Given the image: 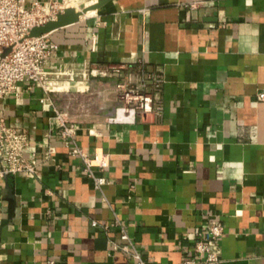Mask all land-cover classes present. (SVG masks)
I'll list each match as a JSON object with an SVG mask.
<instances>
[{
	"label": "crops",
	"instance_id": "obj_1",
	"mask_svg": "<svg viewBox=\"0 0 264 264\" xmlns=\"http://www.w3.org/2000/svg\"><path fill=\"white\" fill-rule=\"evenodd\" d=\"M47 34L58 48L45 69L78 73L47 83L50 98L83 152L107 155L96 174L108 182L94 188L42 87L19 82L0 112L40 163L0 177V264H136L113 247L116 219L148 264H179L208 221L223 225L221 264H264V0H110ZM138 62L163 76L160 114L102 119L94 94L113 108L114 79L82 72ZM77 96L87 111L74 112Z\"/></svg>",
	"mask_w": 264,
	"mask_h": 264
},
{
	"label": "built area",
	"instance_id": "obj_2",
	"mask_svg": "<svg viewBox=\"0 0 264 264\" xmlns=\"http://www.w3.org/2000/svg\"><path fill=\"white\" fill-rule=\"evenodd\" d=\"M79 3L80 0H35L27 5L25 0H0V101L12 93H17L19 82L27 81L41 86L45 92L41 104L52 112L53 127L70 146V154L81 160L82 169L91 178L94 188L101 190L108 181L104 176L96 174V171L106 166L107 155L94 152L93 156H88L83 152L75 140L74 123L69 122L65 115L56 109L49 95L52 87L47 86V83L58 82L63 77L73 80L78 73L59 68L47 71L46 61L54 54L58 45L48 34L27 37L32 27L54 18L55 14L64 8L77 6ZM7 48L9 50L3 55ZM127 69L125 65L85 68L82 75L119 76L122 70ZM163 81L162 74L148 70L142 62H138L133 71H125L115 84L118 104L113 109L109 122H133L138 112L160 114L162 107L157 95ZM257 98L264 101V90L258 92ZM27 145V135L9 126L0 112V177L8 174L28 177L35 175L40 162L35 154H24ZM52 152L53 148L48 147L47 154ZM115 225L124 243L113 247L132 257L136 264H148L142 258L126 227L118 219L115 220ZM222 234L221 222H206L196 234L189 256L179 264H221L219 240ZM47 264L55 263L51 260Z\"/></svg>",
	"mask_w": 264,
	"mask_h": 264
},
{
	"label": "water",
	"instance_id": "obj_3",
	"mask_svg": "<svg viewBox=\"0 0 264 264\" xmlns=\"http://www.w3.org/2000/svg\"><path fill=\"white\" fill-rule=\"evenodd\" d=\"M110 0H95L91 3L81 2L77 6L70 5L62 11L55 14L54 18L48 19L40 25L32 27L27 37L39 36L50 33L51 31L78 22L81 16L87 13H95L99 8ZM89 14V15H91ZM9 48L5 49L3 55L7 53Z\"/></svg>",
	"mask_w": 264,
	"mask_h": 264
},
{
	"label": "rangeland",
	"instance_id": "obj_4",
	"mask_svg": "<svg viewBox=\"0 0 264 264\" xmlns=\"http://www.w3.org/2000/svg\"><path fill=\"white\" fill-rule=\"evenodd\" d=\"M83 1H86V0H83ZM96 77H98V78H112V79H114L113 80V90L110 92V94H111V97L113 98H111L112 100H114V106H113V108H106V107H104V106H101L102 105V103H105V101L104 100H102V97H104V95H101L97 90H96V92H95V94H94V97H95V99H96V101H97V107H100V109H102L103 111L104 110H107V114L105 115V116H103V118L102 119H107V120H109V118H110V116H111V114H112V112H113V109L116 107V105L118 104V97H117V93H118V91L116 90V87H115V84L122 78V76H115V75H112V76H109V77H105V76H96ZM114 77H117L116 79L114 78ZM75 104H74V112L75 113H78V112H81V113H83L85 110L87 111L88 110V99H87V97H80V96H77L76 98H75ZM53 101V104H54V106L56 107V109L57 110H59V112H61V113H63L64 115H65V118L69 121V122H72L71 120H73L72 119V117L70 116V114H69V112H68V110H66V109H64L63 107H61L60 105H58V104H56L55 102H54V100H52ZM99 108H98V110H100ZM99 112V111H98ZM73 123V122H72Z\"/></svg>",
	"mask_w": 264,
	"mask_h": 264
},
{
	"label": "bare ground",
	"instance_id": "obj_5",
	"mask_svg": "<svg viewBox=\"0 0 264 264\" xmlns=\"http://www.w3.org/2000/svg\"><path fill=\"white\" fill-rule=\"evenodd\" d=\"M86 3L88 4V3H91V2H86ZM89 14H91V13L84 14V15H82L81 17H83V16L86 17V16H88Z\"/></svg>",
	"mask_w": 264,
	"mask_h": 264
}]
</instances>
